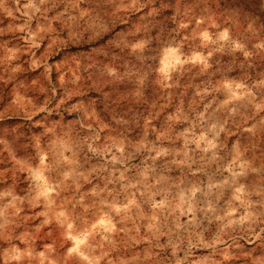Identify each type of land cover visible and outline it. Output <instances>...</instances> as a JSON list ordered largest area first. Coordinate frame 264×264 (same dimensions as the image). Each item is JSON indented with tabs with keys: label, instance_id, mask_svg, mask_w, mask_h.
Returning <instances> with one entry per match:
<instances>
[{
	"label": "clouds",
	"instance_id": "clouds-1",
	"mask_svg": "<svg viewBox=\"0 0 264 264\" xmlns=\"http://www.w3.org/2000/svg\"><path fill=\"white\" fill-rule=\"evenodd\" d=\"M0 264H264V0H0Z\"/></svg>",
	"mask_w": 264,
	"mask_h": 264
}]
</instances>
